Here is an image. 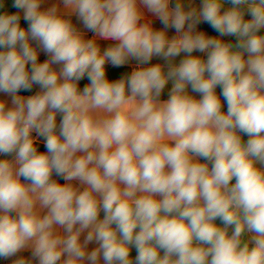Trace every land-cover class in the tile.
Wrapping results in <instances>:
<instances>
[{"label":"clouds","instance_id":"1","mask_svg":"<svg viewBox=\"0 0 264 264\" xmlns=\"http://www.w3.org/2000/svg\"><path fill=\"white\" fill-rule=\"evenodd\" d=\"M42 2L14 0L27 30L0 14L12 105L0 100V154L14 157L0 159V257L31 247L39 264H264V0H62L64 13ZM71 15L113 43L101 51ZM133 60L108 78L106 64Z\"/></svg>","mask_w":264,"mask_h":264},{"label":"crops","instance_id":"2","mask_svg":"<svg viewBox=\"0 0 264 264\" xmlns=\"http://www.w3.org/2000/svg\"><path fill=\"white\" fill-rule=\"evenodd\" d=\"M0 2H2V4H3V6L0 7V14H4L5 12H7L8 14H11V9H12L14 0H0ZM193 3H194V6H199L201 3V0H193ZM53 5H56L58 7V10L61 13L65 12L62 0H43V2L41 4V10H46V9L52 7ZM228 7H232V5L230 3H228L226 0L225 9ZM241 8L246 10V6H241ZM142 11H144L145 16L152 21L153 27L155 29H157V30L162 29L163 26L160 24L159 20H157L150 13H148L146 8L142 7ZM19 14H20V17L22 19H24L23 10L19 9ZM69 18L71 19L73 25L77 28V30L81 31L84 34L85 39L95 38L97 40V43L101 47V51H103L109 45H111L113 43L112 41H106V40L100 39L99 37H96L94 33L90 32L86 28H84L82 22L78 19V17L76 15H71ZM197 30L198 31H204L210 36H218V33L215 32L213 29L206 30V29H202V28L197 27ZM262 31H264V30H262ZM168 35L172 36V35H175V33L173 30H168ZM222 39L225 40L226 42H232V43L236 42L235 37H231V36H225ZM32 44H33V47L37 48V51L39 53L38 62H40L46 58H49L48 55L46 53H44L38 47L36 42L33 41ZM183 55L184 54H181L180 57H177L175 62L178 63L179 60L181 58H183ZM194 55H203V54L197 52V53H194ZM149 63L150 64H156V63L165 64V61L159 57H154L152 59V61H150ZM136 64H137V62L134 60L130 61L128 64H126L122 67H119V68H114L110 64H106V74L110 80H116V79L121 78L124 75L130 74L131 71L135 68ZM88 83H89V81H88L87 77H85L84 79H82L79 82V88L82 90L83 87ZM170 89H171V82H169V84L166 86V88H165V90L161 96L162 100H166L168 98V92L170 91ZM38 90H39V88H38ZM189 91H190V89H189ZM190 94L196 96V98H199L197 96V94L191 93V91H190ZM22 96H24V95H22ZM0 100L6 101V104L8 107L12 106L11 105V97L8 96L7 94L0 93ZM226 106L227 105L225 104L223 110L226 108ZM57 119L59 121V116ZM33 136L36 138V140L38 141L39 144L45 145L44 139L42 137H37L35 133H33ZM247 138H248L247 136L243 137L244 140H247ZM0 159L12 160V159H14V157L11 155L5 156L4 154H0ZM63 183H65V181ZM73 183H78V182H73ZM101 218H103V212L101 213ZM216 223L219 224L220 221L217 220ZM58 230L60 232H63V229H58ZM251 235H252L251 233H247L245 238L250 239ZM81 240H83V236L81 237ZM94 247H96V244L94 242L92 244L88 245L89 250L93 249ZM130 255L133 259L135 258V256H136L135 248H132ZM18 259H24L26 264H39L38 259L32 255V248L31 247H26L24 249H21L19 252H17L14 256H11V257H7V258L0 257V264H15V261Z\"/></svg>","mask_w":264,"mask_h":264},{"label":"trees","instance_id":"3","mask_svg":"<svg viewBox=\"0 0 264 264\" xmlns=\"http://www.w3.org/2000/svg\"><path fill=\"white\" fill-rule=\"evenodd\" d=\"M174 3H175V0H173V4H174ZM13 4H14V3H13ZM11 14H19V9H17V8H15V7L12 6ZM19 16H20V14H19ZM245 18H246V19H250V16H248V15L246 14ZM20 25H21L22 28H24L25 30H27L28 27H29V22L25 21L24 19H22V18L20 17ZM198 27H199V28H202V29H206V30H208V29H212L207 23H204V22H202L200 25H198ZM37 91H38V86H33L32 90H31L30 92H28V91H24V90H21L18 94H19V95H24V96H29V95L35 94V92H37ZM219 92H220V89L217 88V93L219 94ZM226 110H227V106H226V108L224 109V111H226ZM37 147H38V150H39L40 152H45V151H46V147H45V145H42V144H39V143H38V144H37ZM53 178L56 179V180H57L59 183H61V184H63V182H64L63 179H61L60 177L55 176V174H54ZM233 182H234V181H233Z\"/></svg>","mask_w":264,"mask_h":264},{"label":"rangeland","instance_id":"4","mask_svg":"<svg viewBox=\"0 0 264 264\" xmlns=\"http://www.w3.org/2000/svg\"><path fill=\"white\" fill-rule=\"evenodd\" d=\"M234 44V43H233ZM46 59H48V58H46ZM46 59H44V60H42V61H40V62H38V63H42V62H44ZM55 70H57V71H59V69H60V67H61V65H53L52 66Z\"/></svg>","mask_w":264,"mask_h":264}]
</instances>
